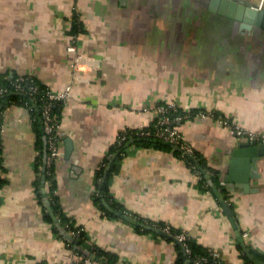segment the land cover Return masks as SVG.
Wrapping results in <instances>:
<instances>
[{"label":"crops","instance_id":"0c3cea01","mask_svg":"<svg viewBox=\"0 0 264 264\" xmlns=\"http://www.w3.org/2000/svg\"><path fill=\"white\" fill-rule=\"evenodd\" d=\"M234 1L264 10V0ZM213 4L0 0V75H33L55 92L70 88L60 122L55 194L65 216L84 231L76 247L83 242L110 252L118 264L177 263L184 252L179 242L122 218L106 201L145 224L187 232L218 252L225 264H244L236 247L242 234L246 248L264 257V156L252 162L245 151L235 155L242 143L253 141L220 121L264 134V28L249 16L237 19V10L229 16V6L221 13V1L215 9ZM76 19L81 30L73 35ZM73 41L86 56L80 69L69 50ZM163 102L213 114H196L180 124L208 171L211 188L174 147L144 146L132 138L116 149L126 130L151 126ZM45 142L43 126L29 106L5 105L0 116V264H73L76 249L46 220L38 193L40 179L46 190L44 164L38 170ZM107 157L111 160L100 181ZM210 172H218L228 189L223 202L230 214L209 181ZM106 180L102 204L115 216L96 202Z\"/></svg>","mask_w":264,"mask_h":264},{"label":"trees","instance_id":"16d2710c","mask_svg":"<svg viewBox=\"0 0 264 264\" xmlns=\"http://www.w3.org/2000/svg\"><path fill=\"white\" fill-rule=\"evenodd\" d=\"M79 24H81V22L76 19L75 21H73V25H72V30L71 33L73 35H77L80 32V28H79ZM20 77H25V78H33L36 83L41 87V88H47L48 86L44 85L42 82H40L35 76L33 75H14V74H10V73H4L2 75H0V89L2 88H7L8 92H5L3 95L0 96V116H1V111L2 109L5 108L6 104L9 103H20L26 106H29V108L31 109L34 118L36 120H38L42 126H43V131H44V135H45V140L47 143V136L45 133V129H44V124H43V116H42V101L38 100L37 98H34L33 96H30L27 92H22L19 90L15 89V85L13 84V82ZM49 88V87H48ZM162 105H168V103H160ZM63 106H64V102L61 101H55L52 107V111L57 115V119L59 122H61V116H62V110H63ZM171 113H177L173 110H171ZM178 112L180 113H190L191 116L196 115L199 112H205L204 110H191V111H185L184 109L179 107ZM215 116L218 117V114L215 113ZM189 117V118H190ZM158 117L154 120L153 124L149 127H146L147 129H154L155 128V124L157 122ZM140 129H134V130H126L125 132H123L121 134V139H123V141L120 143V145L117 146L116 149H120L122 148V146L125 144L126 141H128L129 139L132 138H136L139 139L137 141V144H142L144 146H161V147H167V148H172L173 145L170 144L169 142L165 141L162 138H158L155 136H144L141 135L139 133ZM61 136V133H60ZM47 146V145H46ZM0 150H1V143H0ZM178 153H180L183 157H185V159L188 161V163L191 165V167L196 170L199 175L201 176V182L208 188H211V185L208 183V179H206L205 177V173H208L207 169L205 168L203 161L200 158L199 153L195 150L194 154L192 156H186L183 154L182 151L177 150ZM47 155H48V148H47ZM46 159L47 157L44 159V163H43V158L40 159L39 162V172L42 171V164L43 168L46 164ZM110 158L107 157L104 165L101 167V169L98 172V178L101 181L102 178L104 177V174L106 172V167L107 165L110 163ZM199 165L202 167V170L199 168ZM47 166V165H46ZM1 170H3V164H2V160L0 157V182L3 179L1 177ZM52 171V172H51ZM211 173V179H212V185H214V187L217 189V191L219 192V196L221 197L222 201H227V199L229 198L228 195V189L226 188L225 185H221L220 184V179H219V174L218 172H210ZM55 175V164L51 167H46L45 169V187L46 190L43 191L42 187L40 186L41 184V179L38 180V193L40 196V201L41 203H43L44 207H45V218L48 222H51L54 226L55 231L60 235L63 236L67 243L72 246L73 248H75L80 254L86 256V257H90L91 255L93 256V258L95 259V261L97 262V264H118V259L116 256L112 255V253L107 252V251H103L100 248L97 247H88L85 243L81 242L79 243V245L76 247V241H78L80 238H83L84 236V231H81L80 234L77 237H74V240H70L67 238V234L71 229H77L76 227H74V225L72 224V221L67 218L65 216V214L62 212L59 204H58V198L57 195L55 194L56 192V179H53ZM107 191H108V186H107V180L106 183L104 184V187L102 188L101 192L97 194L96 196V202H98L100 204L101 207L104 208V210L106 209L103 204H102V195H105V197H107ZM46 199H48V202H46ZM111 204L115 207L118 208L120 210L123 211V209L121 208V206L113 201H111ZM230 206V205H229ZM231 208V206H230ZM106 213L110 216H115L112 212H110L109 210H105ZM159 227H165V224H159ZM185 232L183 230H176L173 227L170 230V233L173 234L174 236H177L178 234ZM82 241V240H81ZM80 242V241H79ZM179 242V241H177ZM180 244H177L178 246L180 245L183 249L184 252H180L178 261L176 264H225L222 261L221 256L220 257H215L213 255L214 250L211 249H207L204 248L203 246H201L200 244H198L190 235L188 236V238L184 241L179 242ZM180 247V248H181ZM239 250V253L243 259L244 264H255L254 259L250 257L249 253L247 252L244 240H243V234L240 235V239H239V243L236 246ZM187 249H190V251H188ZM249 252L254 256V258L260 260L263 262L264 264V257H262L261 255H259L258 253H255L253 251ZM201 261L199 263H196L197 260ZM77 264H85L83 261L78 262Z\"/></svg>","mask_w":264,"mask_h":264},{"label":"built area","instance_id":"2783aa9c","mask_svg":"<svg viewBox=\"0 0 264 264\" xmlns=\"http://www.w3.org/2000/svg\"><path fill=\"white\" fill-rule=\"evenodd\" d=\"M69 50L74 53V66L76 69H80L82 66L83 59L86 58L84 54L79 52L78 46L73 41L70 46ZM13 84L15 85V89L27 92L30 96L37 98L38 100L42 101V116H43V124L45 133L47 136V148H48V155L46 159L45 169L46 167L53 166L58 158L61 155L60 151V122L57 119V115L52 111V107L55 101L66 102L70 96V88L63 92H55L51 88H41L33 78H17ZM5 92H8L7 88L0 89V96L3 95ZM171 110L177 113H171ZM179 106L176 102L168 103V105L159 104L158 106V119L155 124L154 129H147L146 127L140 128L139 133L144 136H155L158 138H162L165 141L169 142L172 145L179 146V150L183 152L184 155L192 156L194 154L195 148L189 143L183 136L180 130V124L185 119L191 116L190 113H180L178 112ZM198 115L207 116L213 114L210 112H199ZM222 123L226 126L230 127L232 132L238 136L247 137L249 140L256 142V143H264V134H260L257 132H252L246 130L245 128L241 127L238 124H233L228 119H221ZM47 165V166H46ZM52 172V171H51ZM53 179H56L54 175ZM167 232H170L172 226L166 224L165 227H160ZM81 229H71L68 236L72 238L77 237ZM247 233H244L246 236ZM189 234L187 232H182L178 234L176 237L177 241L181 242L188 238ZM190 251V249H187ZM213 255L215 257H220L221 255L214 251ZM83 261L85 264H97L96 261L91 259L90 257H86L80 254L77 250L74 251V261L73 264H77L78 262ZM201 261L197 260L196 263Z\"/></svg>","mask_w":264,"mask_h":264},{"label":"water","instance_id":"95a60500","mask_svg":"<svg viewBox=\"0 0 264 264\" xmlns=\"http://www.w3.org/2000/svg\"><path fill=\"white\" fill-rule=\"evenodd\" d=\"M218 1H221L222 2L221 13H224L225 12V7L226 6H229L230 9H229V12L227 13L229 16H233L234 10H237V14L235 15V17L237 19L243 20L244 19V15L246 17L249 16L250 18H247L248 21H250V22H257L261 27L264 28V10H262V11H258L257 10L256 11L254 9L248 8L245 5V3H243V2H236L234 0H212V4L214 3L213 6H212V9H215L216 3H218ZM253 18H255L254 21H253ZM173 147L176 150H179L180 149L179 146H177V145H173ZM241 147L243 149H240V150L236 151L235 152V155L238 154V153H240V152H244L245 151L247 154H249L252 157L251 158L252 159L251 160L252 162H256L257 159H258V157L264 156V143H256V142L242 143L241 144ZM46 157H47V146L45 145V158ZM237 162H238V158L235 157L232 160V163H231L230 174H229V178H228L229 181H232L233 180V173L235 171V165H236ZM199 168L202 170V167L200 165H199ZM44 170H45V168H44ZM206 177H209V176H206ZM43 179L45 180V174L43 175ZM209 181L212 182L211 180H209ZM246 181H247V179H246ZM104 203H105V206L110 211L116 213L117 215L121 216L122 218H124L126 220H129L132 223H135V224H138L140 226H143V227H145L147 229L153 230V231H155V232H157L159 234H162V235H164V236H166L168 238H171V239H174L175 241H177L176 237L173 234H171L170 232H167L166 230H164V229H162V228H160L158 226H153V225L145 224V223L139 221L138 219H136L134 217H131V216L122 214L121 212H119V211L115 210L114 208H112L110 206V204L107 203L106 201H104ZM223 206H224L226 212L228 214H230L229 208H228V206L224 202H223ZM233 225H234L235 228H237L234 220H233ZM67 238L68 239H72L71 236H68ZM247 252L249 253L250 257L254 259L255 264H263L262 261L254 258V256L249 252L248 249H247Z\"/></svg>","mask_w":264,"mask_h":264}]
</instances>
